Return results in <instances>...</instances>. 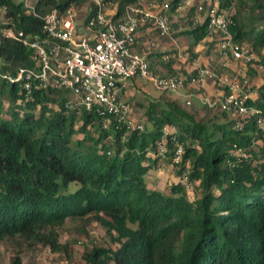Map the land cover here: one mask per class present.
Masks as SVG:
<instances>
[{"label":"trees","instance_id":"obj_1","mask_svg":"<svg viewBox=\"0 0 264 264\" xmlns=\"http://www.w3.org/2000/svg\"><path fill=\"white\" fill-rule=\"evenodd\" d=\"M136 1L119 0V12ZM73 2L88 4L38 0L35 15L18 0H0L1 25L24 37L43 34L44 16ZM235 2L234 40L260 56L261 70L249 77L262 81L249 103L264 110V0ZM3 28L0 72L34 66L33 50ZM187 33L195 44L214 34L207 21ZM5 98L12 104L7 113ZM69 100L66 89L28 91L0 76V240L22 237L61 251L60 228L69 218L90 217L117 246H93L85 264H264V129L253 118L220 108L203 115L204 104L152 99L146 116L153 128L130 129L112 115L70 109ZM166 127L176 132L165 135ZM177 144L184 146L180 163ZM162 155L199 182L200 197L189 198L181 181L171 194L149 187ZM13 264H24L22 257Z\"/></svg>","mask_w":264,"mask_h":264},{"label":"built area","instance_id":"obj_2","mask_svg":"<svg viewBox=\"0 0 264 264\" xmlns=\"http://www.w3.org/2000/svg\"><path fill=\"white\" fill-rule=\"evenodd\" d=\"M18 1L37 15L35 0ZM145 1L127 4L121 13L117 0H88L83 7L73 2L65 9L55 8L47 13L44 16V33L32 37H24L23 32L16 34L10 27L3 28V35L21 40L33 50L35 65L20 67L15 74L0 72L1 78L23 84L28 91L33 88L66 89L76 96L75 101L70 98L67 102L70 109L112 115L131 128L128 122L130 106L123 99L130 85L127 80L141 79L151 82L157 89L180 92L188 86L198 88L207 77L217 76L209 68L199 69L192 77L184 73L164 76L153 72L147 56L135 50L138 32L143 25L152 23L161 35H167L171 33L172 25L166 14L152 11L151 8L159 5L158 1ZM219 4L217 2L204 15L197 17L195 24L207 21L212 32L229 34L230 38L222 43L225 57L243 63L253 60L255 55L251 47L233 40L231 36L232 12L220 8ZM204 8L201 4L198 10L202 12ZM220 82L227 87V93L204 96L192 90L187 104H192L193 98L199 97L209 108L253 118L264 129V110L250 104L254 92L243 89L249 86V80L245 78L242 87L235 85L229 76L220 77ZM108 122L106 119L104 125L107 126ZM237 127L243 128L242 124ZM170 131L176 132L175 128L166 127L165 135ZM159 145L163 151V140ZM183 153L184 146L177 144L176 163L182 161ZM183 178L186 183L188 172H184Z\"/></svg>","mask_w":264,"mask_h":264},{"label":"rangeland","instance_id":"obj_3","mask_svg":"<svg viewBox=\"0 0 264 264\" xmlns=\"http://www.w3.org/2000/svg\"><path fill=\"white\" fill-rule=\"evenodd\" d=\"M36 2L38 0H35ZM153 1L146 0L145 2ZM159 5L151 8L154 12H160L166 14L170 18L172 25V31L170 34L161 35L159 30L152 29V42L153 48L158 46L159 51H167L164 54H169V58L165 59L162 64H155V67H151L153 72L158 75H172L175 73L190 74L188 69H173L169 65V60L172 62H179L181 66L188 68L192 63L198 62L197 69L209 68L211 71L217 74L216 77H210L209 79H216V88L218 89L214 94H207L202 87L198 86L197 91L203 93L202 95L218 96L222 93H227L226 86H222L220 77L229 76L235 85L241 86L243 80L247 78L249 80V86L244 87V90L250 89L254 93L256 92V84L254 80H250V70H261L260 56L254 53L255 58L249 62L243 63L240 61H234L233 58L225 57V51L222 50V43L230 38L229 34L224 32L215 33L199 44H195L193 36L187 33L190 27L195 23L197 17H201L205 14V11L211 6H214L217 2L220 4V8L225 11H234L236 8L235 0H181L177 10L173 9L172 2L174 0H156ZM119 1L117 0V3ZM225 3L226 5H223ZM204 5V11H199V5ZM230 7L231 10L229 9ZM2 18L0 17V28ZM234 40V33L230 32ZM173 52V53H172ZM264 53V50H263ZM207 57L211 59V63H205ZM236 62V63H235ZM3 60L0 57V64ZM232 65V66H230ZM190 69V68H189ZM141 79H129L127 80L128 90L123 94V99L128 102L130 106V113L128 115V122H130V129L139 127L145 129H152L153 124L147 120L146 110L152 99L159 100H173L176 97L173 91L160 90L154 87L149 81H143ZM146 87L147 90L143 88ZM242 87V86H241ZM71 100L75 101L76 96L70 94ZM256 98V96L254 97ZM253 98V100H254ZM178 100V99H177ZM131 101V102H130ZM133 102L137 105L134 106ZM12 104L5 98L4 99V111H10ZM185 106V105H184ZM197 108H200L195 104ZM187 107V106H186ZM206 114H209L210 108L202 107ZM206 109L207 112H206ZM212 112H215L212 110ZM7 116V114H6ZM227 121V118H223ZM166 139V137H163ZM243 153V152H239ZM148 185L151 189H158L164 194H171L170 187L172 184L181 181L184 183L183 174L179 173V167L175 166L172 159L169 156H161L156 160V167H154L148 177ZM187 186V194L189 198L194 199L201 196L199 190L198 181L185 180ZM60 241L65 245L61 251H54L49 246L43 244L32 243L25 240L22 237H7L0 240V264H13L16 255L22 257L24 264H85L84 253L91 249L93 246H113L116 247L117 243H114L111 235L96 220L85 218H69L66 223L60 228Z\"/></svg>","mask_w":264,"mask_h":264},{"label":"crops","instance_id":"obj_4","mask_svg":"<svg viewBox=\"0 0 264 264\" xmlns=\"http://www.w3.org/2000/svg\"><path fill=\"white\" fill-rule=\"evenodd\" d=\"M152 29H156L152 25V23H147L140 28V30L138 32L137 43L135 45V50L145 54L147 56L148 60L150 61L151 67L153 68V67H155V64H159V63L162 64L165 59L169 58V54H167V53L164 54L167 51H159L157 49L158 46L153 48V45L151 44V42H152ZM203 59H205V63H207V62L211 63V59H209L208 57H207V59L206 58H203ZM232 60H233V63H232V65H233L234 61H236V60H234V59H232ZM201 63H204V62H201ZM200 64L198 62H195V63H192L187 68L184 66L185 64H182L183 66H181V64L178 61L175 62V60H174L172 67L174 70L179 69L180 67H181L180 69H188L189 72L191 73L192 71L197 69V65H200ZM232 65H230V66H232ZM209 78L210 77H207L206 80L200 85V87H202V89L207 94H214L218 90L215 86L217 80L216 79H209ZM261 81H262L261 77L257 75V77H255V79H254L253 84H260ZM143 89L147 90L146 87H144ZM192 90L197 91V88H191L190 86L183 88L180 90V92H175V95L177 94L175 98L178 99L183 104H187L188 95L190 92H192ZM126 91H129L128 88L126 89ZM130 92L131 91H129L128 93H130ZM198 93L201 95L203 94L200 92H198ZM255 96H257V91L254 93V97ZM192 104H196V105L201 106L203 103L201 102L199 97H194Z\"/></svg>","mask_w":264,"mask_h":264}]
</instances>
